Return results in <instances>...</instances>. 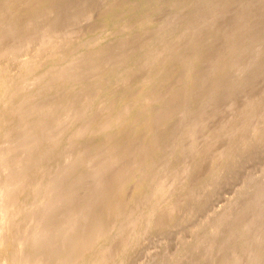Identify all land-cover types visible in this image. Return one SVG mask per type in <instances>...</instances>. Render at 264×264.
Returning <instances> with one entry per match:
<instances>
[{"label": "bare ground", "instance_id": "1", "mask_svg": "<svg viewBox=\"0 0 264 264\" xmlns=\"http://www.w3.org/2000/svg\"><path fill=\"white\" fill-rule=\"evenodd\" d=\"M0 264H264V0H0Z\"/></svg>", "mask_w": 264, "mask_h": 264}]
</instances>
